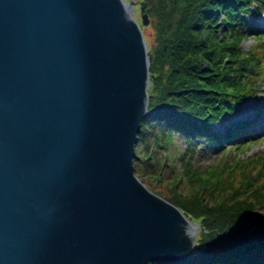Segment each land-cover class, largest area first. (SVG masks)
I'll return each mask as SVG.
<instances>
[{
    "label": "water",
    "instance_id": "water-1",
    "mask_svg": "<svg viewBox=\"0 0 264 264\" xmlns=\"http://www.w3.org/2000/svg\"><path fill=\"white\" fill-rule=\"evenodd\" d=\"M138 3L0 0V264H176L201 249L200 224L135 174L154 61Z\"/></svg>",
    "mask_w": 264,
    "mask_h": 264
},
{
    "label": "trees",
    "instance_id": "trees-1",
    "mask_svg": "<svg viewBox=\"0 0 264 264\" xmlns=\"http://www.w3.org/2000/svg\"><path fill=\"white\" fill-rule=\"evenodd\" d=\"M142 1L149 3L157 45L135 173L145 184L163 186V196L202 228L197 244L203 250L176 264H264V158L237 155L247 146L249 132L232 128L235 142L244 144H236L231 160L202 167L195 155L202 136L207 149L227 147L231 139L211 132L210 125L224 113L239 110L254 90L253 75H264L261 49L246 53L241 46L245 14L262 0ZM177 138L186 144L176 156L182 172L164 178L171 160L176 161L170 148Z\"/></svg>",
    "mask_w": 264,
    "mask_h": 264
},
{
    "label": "rangeland",
    "instance_id": "rangeland-1",
    "mask_svg": "<svg viewBox=\"0 0 264 264\" xmlns=\"http://www.w3.org/2000/svg\"><path fill=\"white\" fill-rule=\"evenodd\" d=\"M134 1H137L139 2L138 4L135 5L136 7V18L140 21V23L142 24V13L140 11V1L142 0H134ZM257 3V2H256ZM256 3L253 4V10L255 9V6L257 5ZM147 12V10H146ZM148 13V12H147ZM149 14V13H148ZM248 17V21L251 23L252 19H253V16L250 17V15L247 16ZM149 18H150V23L148 25H142V28H143V32H144V36H145V39L148 43V50H149V54L150 53H153V49L155 48V46L157 45L156 44V31L154 29V26H153V23H152V17L149 15ZM258 20H264V12L262 14V16H258ZM253 22V21H252ZM257 26L260 27V25L257 24ZM249 35L251 33H253V30L248 28L247 29ZM259 43L263 44L264 43V38H262ZM253 42L248 40L247 42H244L243 43V46L246 50H248L251 46H252ZM167 49V47H166ZM257 84H262L263 88L262 90H259V92H261L262 94H260L258 100L261 101V102H264V80L262 79H257ZM257 93V94H258ZM259 95V94H258ZM249 101V102H248ZM259 101H257V98L256 100L254 99H250V100H247V103L244 104L242 110L237 113V114H231V115H226V116H223L222 119H220L217 123H215L213 125V128L215 130H219V131H222L223 133H226L228 131V126L231 122H236V121H243L244 119H254L255 118V115H256V110L254 109V111H250L248 110L247 111V106L248 105H255L257 104V102L259 103ZM248 104V105H247ZM259 123V122H258ZM257 124V123H256ZM255 128V127H254ZM254 130H257L259 131L260 129L259 128H255ZM264 136V134L262 135ZM261 137V136H260ZM205 142L203 140H201V142L198 144L197 146V149H196V152H195V155H196V161L199 162L200 164H202L201 166H206L207 163H209L210 161L214 160L215 158H218V156L220 155V152L219 153H216V154H211L210 152H207L206 150H204V147H205ZM234 145V144H233ZM258 146L260 144H257ZM256 146V148H254L253 150H256L254 152H250L248 153L249 154H252V153H255L257 152V149H258V146ZM263 145H264V142H263ZM199 146H203V149H200L201 147ZM185 147V143L184 141L180 140V138H178L174 144L171 146L170 150L174 153L173 155L175 156V159H176V156L178 154V151H180L181 149H183ZM254 147V146H253ZM264 147V146H262ZM231 152L234 153V148L231 147ZM203 151V152H202ZM137 152V151H136ZM231 153V155H232ZM203 155V156H202ZM207 161H204L205 159ZM171 166H169L165 171H164V178H168L169 176H172V175H175L176 173H179V172H182V166H181V161L180 160H177L174 161V160H171ZM171 182L174 181V179H171L170 180ZM169 181L167 180L164 184H168ZM146 186L154 193H156L157 195L165 198L162 194V192H167V190L163 187V186H160L159 184L157 183H149V184H146ZM170 189V186L167 187ZM182 190V189H181ZM168 200V199H167ZM190 221L192 223H197L199 224L198 222L194 221L193 219H190ZM202 231V228H201V224L199 225L198 227V234H197V239H196V243H197V240L198 238H200V236L202 235L201 232ZM203 250V248H202ZM201 250V251H202ZM195 251H199V249L197 248V250L195 249Z\"/></svg>",
    "mask_w": 264,
    "mask_h": 264
},
{
    "label": "bare ground",
    "instance_id": "bare-ground-1",
    "mask_svg": "<svg viewBox=\"0 0 264 264\" xmlns=\"http://www.w3.org/2000/svg\"><path fill=\"white\" fill-rule=\"evenodd\" d=\"M136 174V173H135ZM137 175V174H136ZM163 264V263H162Z\"/></svg>",
    "mask_w": 264,
    "mask_h": 264
}]
</instances>
